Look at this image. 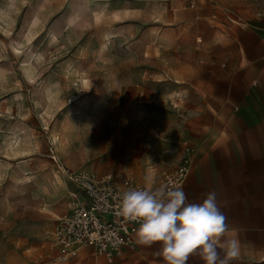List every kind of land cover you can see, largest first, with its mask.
I'll list each match as a JSON object with an SVG mask.
<instances>
[{
	"label": "rangeland",
	"instance_id": "374dc122",
	"mask_svg": "<svg viewBox=\"0 0 264 264\" xmlns=\"http://www.w3.org/2000/svg\"><path fill=\"white\" fill-rule=\"evenodd\" d=\"M262 14L264 0H0V264H106L91 246L63 260L50 236L80 191L63 169L152 187L200 135L235 29Z\"/></svg>",
	"mask_w": 264,
	"mask_h": 264
},
{
	"label": "crops",
	"instance_id": "0c3cea01",
	"mask_svg": "<svg viewBox=\"0 0 264 264\" xmlns=\"http://www.w3.org/2000/svg\"><path fill=\"white\" fill-rule=\"evenodd\" d=\"M232 36L236 53L217 74L221 87L211 89L215 103L205 106L182 188L194 203L217 192L228 236L239 244L231 264H264V14ZM158 249L136 242L122 249L119 264H166ZM187 264L204 262L194 253Z\"/></svg>",
	"mask_w": 264,
	"mask_h": 264
},
{
	"label": "clouds",
	"instance_id": "9594fccd",
	"mask_svg": "<svg viewBox=\"0 0 264 264\" xmlns=\"http://www.w3.org/2000/svg\"><path fill=\"white\" fill-rule=\"evenodd\" d=\"M118 214L139 224L136 242L158 244L157 255L166 264H187L194 253L204 264H231L238 255V241L228 236L227 218L215 190L194 203L174 185L132 188L120 194Z\"/></svg>",
	"mask_w": 264,
	"mask_h": 264
},
{
	"label": "built area",
	"instance_id": "2783aa9c",
	"mask_svg": "<svg viewBox=\"0 0 264 264\" xmlns=\"http://www.w3.org/2000/svg\"><path fill=\"white\" fill-rule=\"evenodd\" d=\"M195 157L191 144L183 147L178 164L163 170L152 187L183 186ZM67 179L79 192L72 193L69 210L50 236L61 248V259L76 255L83 247L91 246L106 258L107 264H119L124 247H135L136 222L126 221L118 214L120 194L132 188H145L126 173L108 171L102 175L83 169H63Z\"/></svg>",
	"mask_w": 264,
	"mask_h": 264
}]
</instances>
